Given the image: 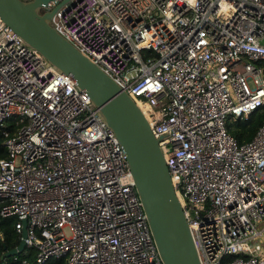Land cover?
Instances as JSON below:
<instances>
[{"label": "built area", "instance_id": "2783aa9c", "mask_svg": "<svg viewBox=\"0 0 264 264\" xmlns=\"http://www.w3.org/2000/svg\"><path fill=\"white\" fill-rule=\"evenodd\" d=\"M50 24L160 138L200 264H264V121L227 130L264 107V0H69ZM0 128V216L35 262L163 264L98 108L1 18Z\"/></svg>", "mask_w": 264, "mask_h": 264}, {"label": "water", "instance_id": "95a60500", "mask_svg": "<svg viewBox=\"0 0 264 264\" xmlns=\"http://www.w3.org/2000/svg\"><path fill=\"white\" fill-rule=\"evenodd\" d=\"M69 0H0V18L90 96L122 146L134 189L163 264H200L189 226L175 194L164 155L135 101L88 56L50 24ZM26 219L19 243L2 256L25 248Z\"/></svg>", "mask_w": 264, "mask_h": 264}, {"label": "trees", "instance_id": "16d2710c", "mask_svg": "<svg viewBox=\"0 0 264 264\" xmlns=\"http://www.w3.org/2000/svg\"><path fill=\"white\" fill-rule=\"evenodd\" d=\"M264 121V107L251 112L247 118H237L227 124V130L236 137L238 142H244L252 138L258 126ZM13 123L6 128H11ZM4 136L0 128V157L5 155L3 144ZM14 217L0 216V264H65L64 258H49L42 263L35 262V251L31 247H25L19 254L2 256L5 249H11L19 243V233L15 230Z\"/></svg>", "mask_w": 264, "mask_h": 264}, {"label": "bare ground", "instance_id": "6f19581e", "mask_svg": "<svg viewBox=\"0 0 264 264\" xmlns=\"http://www.w3.org/2000/svg\"><path fill=\"white\" fill-rule=\"evenodd\" d=\"M139 107V106H138ZM145 109V108H144ZM148 121V120H147ZM148 123H149V121H148ZM150 126V125H149Z\"/></svg>", "mask_w": 264, "mask_h": 264}]
</instances>
